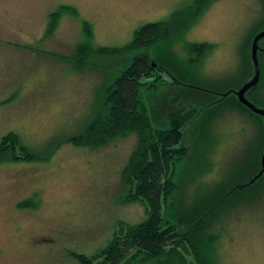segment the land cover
I'll list each match as a JSON object with an SVG mask.
<instances>
[{"label": "rangeland", "instance_id": "374dc122", "mask_svg": "<svg viewBox=\"0 0 264 264\" xmlns=\"http://www.w3.org/2000/svg\"><path fill=\"white\" fill-rule=\"evenodd\" d=\"M192 2L0 0V141L13 132L30 151L50 154L33 162L0 163V264H79L72 253L91 256L112 239L118 222L135 224L146 217L141 202H123L127 187L121 171L137 144L136 134L98 148L63 143L52 154L91 119L106 71L76 72L59 56H73L85 40L84 21L92 25L94 46H121L141 25L165 20ZM62 5L74 7L77 15L63 14L55 32L46 35L49 15ZM262 30L264 0H216L172 50L185 60L190 43H212L194 81L232 89L251 68L250 35ZM260 67L257 94L263 104L264 62ZM213 133L210 165L197 184H189L188 200L195 185L246 178L256 166L259 127L250 116L228 109L215 121ZM23 201L29 206H20ZM210 231L218 236L216 264H264V189L230 209Z\"/></svg>", "mask_w": 264, "mask_h": 264}, {"label": "trees", "instance_id": "16d2710c", "mask_svg": "<svg viewBox=\"0 0 264 264\" xmlns=\"http://www.w3.org/2000/svg\"><path fill=\"white\" fill-rule=\"evenodd\" d=\"M214 1L193 0L165 20L143 24L121 46H94L92 25L84 21L85 40L77 44L73 56L58 55L76 72L92 68L106 71L96 89L91 119L82 132L52 148V154L63 143L98 148L136 134L137 144L121 171L127 187L123 202H141L146 209V217L139 223L118 222L112 239L95 254L72 253L79 264H216L218 236L210 231L214 223L264 189V174L258 176L264 151V117L242 104L234 92L254 75L251 46L257 32L250 35L246 46L251 68L244 82L232 89L194 81L193 73L213 50L212 43H190L185 60L172 50ZM65 13L77 15L74 7L60 6L49 15L46 35L55 32ZM104 59L120 62L104 65ZM261 84L262 73L246 97L264 108L254 97ZM228 109L250 116L259 127L256 166L246 178L222 179L211 187L195 185L188 200L189 184H197L210 165L214 123ZM49 155L30 151L13 132L0 141V163L33 162ZM29 204L19 203L22 207Z\"/></svg>", "mask_w": 264, "mask_h": 264}, {"label": "water", "instance_id": "95a60500", "mask_svg": "<svg viewBox=\"0 0 264 264\" xmlns=\"http://www.w3.org/2000/svg\"><path fill=\"white\" fill-rule=\"evenodd\" d=\"M263 38H264V30L258 32L252 42L251 56H252V62L254 66L253 77L247 83H245L239 90L234 91V92L236 93L239 101L242 104H244L254 113L262 115L264 117V108L257 107L253 102H251L246 97V92L250 90L251 88L255 87L260 81L261 67H260V63L258 59V51H259V41ZM263 174H264V151L261 157V171L259 172L258 176H261Z\"/></svg>", "mask_w": 264, "mask_h": 264}, {"label": "flooded vegetation", "instance_id": "af4514ba", "mask_svg": "<svg viewBox=\"0 0 264 264\" xmlns=\"http://www.w3.org/2000/svg\"><path fill=\"white\" fill-rule=\"evenodd\" d=\"M260 41H262L263 43H262V44L259 43L258 59H259V63L262 65V63L264 62V55L262 54V53H264V38L261 39ZM260 41H259V42H260ZM260 54H261V55H260ZM262 55H263V56H262ZM261 65H260V66H261ZM241 87H242V86H241ZM241 87H240V88H241ZM240 88H239V89H240ZM239 89H238V90H239ZM236 91H237V90H236ZM248 91H249V90H248ZM248 91H247V92H248ZM247 92H246V94H247ZM254 97L257 98L258 100H261V98L259 97V95L257 94V92L254 93Z\"/></svg>", "mask_w": 264, "mask_h": 264}, {"label": "bare ground", "instance_id": "6f19581e", "mask_svg": "<svg viewBox=\"0 0 264 264\" xmlns=\"http://www.w3.org/2000/svg\"><path fill=\"white\" fill-rule=\"evenodd\" d=\"M257 33H258V32H257ZM257 33H256V34H257Z\"/></svg>", "mask_w": 264, "mask_h": 264}]
</instances>
